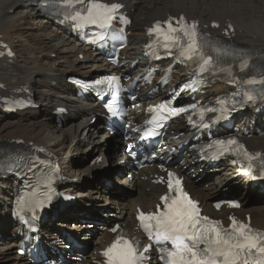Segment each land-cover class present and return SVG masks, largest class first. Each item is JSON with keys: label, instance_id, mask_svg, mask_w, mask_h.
<instances>
[{"label": "bare ground", "instance_id": "bare-ground-1", "mask_svg": "<svg viewBox=\"0 0 264 264\" xmlns=\"http://www.w3.org/2000/svg\"><path fill=\"white\" fill-rule=\"evenodd\" d=\"M33 0H0V43L4 41L12 47L15 52L14 58L0 59V83L5 86V90L0 89V94L18 91L20 89H26L30 91V94L36 100V103L40 105L38 110H28L25 112L17 113L14 118H7L2 114L0 110V121L5 124L0 128V159L5 155L7 150L15 151L18 148L26 149L31 145H37L44 148L49 153L59 156L62 160V168L64 174L68 177L67 186L64 189L68 192H76L78 188L74 183L75 179L80 180L83 176L91 174L95 171L101 170L106 167L108 163L116 164L117 160L114 158V153H111V147L122 148V142L118 139H109L106 134H101V126L90 125L92 117L100 113V109L95 108L91 104H84L76 101L70 97V93L73 94V90L66 83V74L70 71L80 72L82 74L94 73V69H91L87 64L95 63L94 67L99 63V59L91 57L90 52L81 50L76 46L73 40L66 36V32L63 28H56L53 21H43L45 26L51 29V40H61V46L72 45V48L56 49V45H51L44 41V39L37 36L36 39L31 40L33 46H36V53L24 52L23 44L15 43V39L20 37V42L24 35L31 36V31L26 27L25 20L29 13L27 10L29 7L30 12L35 13V16L44 15L43 11L32 3ZM109 1H121L131 12L132 17L135 19L133 22L134 33L131 35L132 49L128 51V58L135 59L140 58L143 55V45L149 40L146 27L156 20H162L167 14H175L179 12H187L191 17L200 19L203 25L210 24L212 21L219 22L221 28H219V34L224 31V24L230 20L234 23L236 31L233 41L242 46L252 48L253 53L260 58H264V0H109ZM30 5V6H28ZM28 13H27V11ZM245 11L242 14L241 11ZM45 16V15H44ZM258 20V33H250V25L252 19ZM53 24V25H52ZM29 27V26H28ZM251 34V35H250ZM67 37V38H66ZM15 38V39H14ZM22 42V41H21ZM30 44V43H29ZM51 53H57L56 59H50ZM79 53L84 54V60L81 61L77 58ZM52 56V55H51ZM63 60L65 65L63 70H60L56 65L57 62ZM144 60V58L142 57ZM146 62V61H145ZM61 63V62H59ZM61 65V64H60ZM139 66V65H138ZM143 66V63L140 65ZM89 67V69H86ZM70 70V71H69ZM179 75V74H178ZM174 81H172L173 83ZM215 89L208 91L207 96L214 93ZM229 91L227 86H223L221 92ZM60 106L68 107L71 112L68 117L64 119L61 125L56 122L52 112L55 108ZM93 113L88 116L89 113ZM39 115V117H38ZM28 120L27 126H23L21 130L19 122L21 120ZM32 119L33 122H31ZM256 119V116H254ZM241 125L249 128V121L247 119L241 122ZM60 128V129H59ZM262 131H264V123L262 125ZM23 132V134H22ZM118 140L119 142H115ZM22 142V143H19ZM248 144L251 148L264 151V135L254 136L248 140ZM110 145V146H109ZM109 146V147H108ZM105 150V151H104ZM107 150V151H106ZM100 152L103 157L102 161L98 164L90 165L84 164L81 168H75L71 165L73 158H87L96 152ZM62 153V154H60ZM111 153V154H110ZM82 156H79V155ZM63 156L65 159L63 160ZM120 159V158H118ZM123 159V158H122ZM67 160V161H66ZM193 159H187L185 165L191 167ZM78 164L80 162L78 161ZM82 164V163H81ZM217 171V172H216ZM224 171L225 175H221L220 172ZM230 167L220 166L212 168H202L194 170L192 173H197L200 178L209 175L210 186L208 188L201 187L199 183L188 180V188L193 195L200 199L204 206V212L211 216H218L212 209V202L214 197L222 192L237 193L242 191V196L239 200L242 203L240 214H251L252 224L264 228V205L262 208H255L247 206L250 202L264 203V199H257L256 190L250 189V184H243L244 188L237 183H232L230 176L232 174ZM217 173H219L217 175ZM82 175V176H81ZM8 178L7 180H10ZM13 179H11L12 181ZM120 180L124 184L128 180L124 177ZM211 181V182H210ZM5 182H7L5 180ZM11 191L8 192L10 201L0 210V218L9 220L8 210H11V201L14 193L17 191L18 181L13 180ZM8 184V183H7ZM5 185V183H4ZM113 184H111L112 186ZM4 188V187H3ZM2 188V189H3ZM7 188V187H6ZM10 188V185H8ZM7 188V189H8ZM145 188H150V193L145 192ZM4 192L1 193H5ZM84 189V188H81ZM138 194L133 199H128L124 203L119 204L115 200L106 199V204H102L104 208H116L117 222L121 224H129V217L136 212V207L141 203V206H150L156 202L163 191L160 187H154L149 183L141 181L137 182ZM97 191L96 194L103 192L104 194H110L107 189H103L99 192V188L92 187V189L79 191V202L84 205L92 206V199L97 197L90 196ZM1 204V203H0ZM258 207V206H257ZM238 211H236L237 213ZM223 214H227L224 212ZM59 233L61 234L65 229H69L72 233H84L88 228V224H83L79 228H69L67 225L59 224ZM14 231L12 232L13 235ZM46 232H42L44 235ZM45 236V235H44ZM104 238L108 239L110 236L105 233ZM52 245L54 248H58V238L53 237ZM85 244L88 245V237H83ZM81 240V239H79ZM2 245V244H0ZM5 246V245H4ZM16 244L8 242L6 248L0 249V264H27L23 258H18L11 250V247H15ZM99 249V247H97ZM6 251V252H5ZM104 264L101 261V257L96 255V260H89L85 264Z\"/></svg>", "mask_w": 264, "mask_h": 264}, {"label": "snow or ice", "instance_id": "snow-or-ice-1", "mask_svg": "<svg viewBox=\"0 0 264 264\" xmlns=\"http://www.w3.org/2000/svg\"><path fill=\"white\" fill-rule=\"evenodd\" d=\"M41 3L43 7H47L50 0H41ZM61 3L64 8L71 9L65 14L66 20L77 27L100 29L101 35L98 39L104 38L103 29L110 28L113 20L122 17L120 12L122 5L119 3L109 4L103 0H61ZM217 26L213 24V27ZM149 35H155L157 42L169 55L177 51L182 59L202 61L201 74L207 71L208 65L212 62L211 56L205 57L203 48L212 46L213 41L210 38H202L198 34L196 22L188 23L184 17L175 20L170 18L163 24L157 22L149 29ZM95 39L97 38H93V42ZM107 79L111 90L112 83L118 81V77L111 76ZM196 83L193 80L182 85L180 89L175 90L173 95L178 97L184 91H197ZM247 83L264 85V79H249ZM111 100L113 102L106 106L108 112L115 117L119 114L116 91H112ZM247 100L251 102L254 97L248 95ZM174 102L173 100L172 103ZM192 108L194 109L195 105ZM149 111L153 113L151 122L155 126L146 131L145 138L159 135L158 129L163 127V122L169 116L180 114L184 109L169 107L165 102ZM214 111L212 107L201 110L202 113ZM156 113H159V116L155 115ZM201 126L209 127L207 123H202ZM216 146L222 153L226 150L231 153L235 148L248 159L250 169L254 167L251 161L259 157V154L247 153L236 140L217 141ZM130 154L135 158L134 152L130 151ZM261 174L264 175V161H261ZM173 176L174 174L169 173L168 189L173 194L171 197L161 198L163 209L158 207L155 213L141 212L138 216L144 231L160 246L162 264H264V234L254 232L249 226L237 222L235 218H230L232 219L231 227L224 229L219 222L202 216L198 204L184 192L180 179H173ZM44 186L47 187V181ZM50 198L49 195L48 199ZM17 203L21 209L25 207L34 209L42 207L45 201L41 200L33 205L21 197ZM229 203L231 207L239 206L235 202ZM169 244L171 245L170 250L167 248ZM148 250L150 247L145 249V251ZM103 255L106 258V264H141L144 259V256L130 241L122 239H117Z\"/></svg>", "mask_w": 264, "mask_h": 264}, {"label": "rangeland", "instance_id": "rangeland-1", "mask_svg": "<svg viewBox=\"0 0 264 264\" xmlns=\"http://www.w3.org/2000/svg\"><path fill=\"white\" fill-rule=\"evenodd\" d=\"M28 6H30V5H28ZM30 8L31 7H29L27 10H29V13H28V11H27V13H28V15H27V18H26V20H25V24H26V27L27 28H29L30 29V31H31V36H27V35H24L23 37H21V41L22 42H18L19 41V39H20V37L18 38V41L16 42V40H17V38L15 39V43H18V44H23V45H21V46H24L25 48H24V52H28V53H36L37 52V49H36V46H38V44L39 43H37L36 44V46H33L32 44H33V42H31V40H33V39H36L37 38V36H39L40 38H42V39H44V41L45 42H47V43H50L52 46L53 45H56L57 46V48L56 49H66L67 47H68V45H63V46H61V40H56V41H52L50 38H51V29H49V28H47L46 26H45V23L42 21V18L41 17H38V16H35L36 14L35 13H33V12H30ZM245 11L246 10H244V11H241V13L242 14H245ZM29 26V27H28ZM250 30H252V29H250ZM30 44H29V43ZM60 42V43H59ZM32 43V44H31ZM72 45V44H71ZM70 45V46H71ZM52 54V56H51V58H53V59H55L56 58V56H57V54L56 53H51ZM59 68H62L61 67V65H60V67ZM1 119V118H0ZM31 122H33V121H31ZM5 124L4 122H2V121H0V128L2 127V125L3 124ZM29 123V121L28 120H26V121H22V122H19V126H20V128H21V130H23L24 129V127L23 126H27V124ZM60 129V128H59ZM102 133H103V131H102ZM22 134H23V132H22ZM120 141V140H119ZM118 140H116L115 142H119ZM120 150V147H114V148H112L111 149V153H114V152H118ZM110 153V154H111ZM60 154H62V153H60ZM79 156H82L81 154L79 155ZM97 156V155H96ZM64 157V159H65V156H63ZM77 160L80 162V163H82V164H87L88 162H89V160H88V157L87 158H77ZM76 163H77V161H75ZM107 169H108V171L111 169V170H115V167H111L110 165H107ZM100 171H102V170H100ZM105 172V171H104ZM225 174V173H224ZM93 175V174H92ZM82 176V175H81ZM91 176V175H90ZM90 176H86L85 178L83 177V179L85 180V179H88ZM97 179L98 178H96L95 180H90L89 182H86L85 183V185H86V190L87 189H89V187H92V185H88L89 183H91V182H93V183H96L97 182ZM211 182V181H210ZM4 183H5V185H4ZM8 185H10L9 183L7 184V182H5V181H1L0 182V201H2L3 202V199L2 198H4V195H3V193H1V192H4V190H6L7 188H8ZM208 185H205L204 187L205 188H208L207 187ZM4 187V188H3ZM7 187V188H6ZM3 188V189H2ZM9 189V188H8ZM8 189H7V191H8ZM239 196H241V194H239ZM264 205V203H256V202H254V201H252V202H250L247 206H249V207H257L258 206V208H262V206ZM262 216H264V215H262ZM4 247V249L6 248V246H2V247H0V249H2ZM6 252V251H5ZM5 264V263H4Z\"/></svg>", "mask_w": 264, "mask_h": 264}]
</instances>
